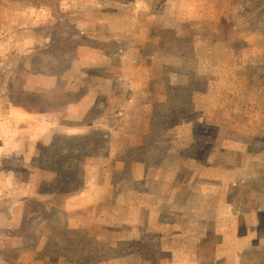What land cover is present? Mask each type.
Segmentation results:
<instances>
[{
    "label": "rangeland",
    "instance_id": "obj_1",
    "mask_svg": "<svg viewBox=\"0 0 264 264\" xmlns=\"http://www.w3.org/2000/svg\"><path fill=\"white\" fill-rule=\"evenodd\" d=\"M0 264H264V0H0Z\"/></svg>",
    "mask_w": 264,
    "mask_h": 264
},
{
    "label": "crops",
    "instance_id": "obj_2",
    "mask_svg": "<svg viewBox=\"0 0 264 264\" xmlns=\"http://www.w3.org/2000/svg\"><path fill=\"white\" fill-rule=\"evenodd\" d=\"M209 218V221L210 222H212L213 220H216V217L215 216H209L208 217ZM230 239L231 238H223V241L221 242V244H220V246H218L217 247V249H218V251H219V249L220 248H226L227 250H229V252L232 254L231 256L232 257H234L235 255H236V253H235V251H234V248H233V246L231 245V241H230ZM203 240V239H202ZM202 240L199 242V243H197V245H196V243L194 242V248H196V250L198 249V247H199V245L202 243ZM233 240V239H232ZM248 238L247 237H245L244 238V243L245 242H248ZM238 243V242H237ZM191 247H192V245H190ZM245 248H247V247H245V246H242V247H239V248H237V250H242V252H243V250L245 249ZM186 256H187V252L186 253H184L181 257H180V259H182L183 257V259H187L186 258ZM195 259H198V255H197V251H195Z\"/></svg>",
    "mask_w": 264,
    "mask_h": 264
}]
</instances>
